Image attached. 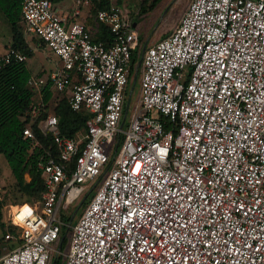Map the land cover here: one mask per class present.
<instances>
[{"label":"built area","instance_id":"1","mask_svg":"<svg viewBox=\"0 0 264 264\" xmlns=\"http://www.w3.org/2000/svg\"><path fill=\"white\" fill-rule=\"evenodd\" d=\"M105 1L97 16L110 43L51 0L22 2L26 33L60 58L29 86L50 80L87 120L85 132L64 136L43 99L31 104L29 121L53 141L42 146L24 129L42 146L45 189L13 213L17 231L6 238L17 245L0 264H52L62 254L65 264H264V0H191L172 32L147 45L134 79L139 33L120 0ZM13 59L27 56L10 47L0 68ZM133 80L140 100L127 118ZM93 186L66 223L62 205ZM65 224L69 246L55 254Z\"/></svg>","mask_w":264,"mask_h":264},{"label":"trees","instance_id":"2","mask_svg":"<svg viewBox=\"0 0 264 264\" xmlns=\"http://www.w3.org/2000/svg\"><path fill=\"white\" fill-rule=\"evenodd\" d=\"M92 3L90 10V21L92 27L86 23V26L93 40L110 43L112 35L109 27L98 19V10L107 7L105 0H90ZM161 0H152L147 5V0H143L138 10V14L143 16L147 10H152ZM23 0H0V9L4 12L8 19L12 30L11 47L16 48L27 56L26 60L19 61L13 59L11 62L3 64L0 68V152L4 153L8 164L12 170V174L16 180V185L19 190L30 201L39 199L42 191L45 189L44 175L37 167V158L43 151L42 146L47 147L53 141L50 135H45L38 127L39 119L31 123L30 106L38 98V92L35 88L29 86L28 80L32 76V71L28 66V59L35 55L34 49L25 37L26 23L22 15ZM122 3V0L119 1ZM137 22L138 20H134ZM168 35V34H167ZM166 35V36H167ZM165 37V36H164ZM34 41L39 46H44L46 43L38 36L34 37ZM163 38V37H162ZM142 39V38H141ZM142 56V45L136 47L132 52V75H136L138 62ZM139 68L138 78L141 74ZM43 75V72L38 76ZM133 83V82H132ZM42 97L45 102V114L53 113L59 118L61 134L64 136H75L78 132L86 131L87 114L81 111L74 110L65 93L52 88V83L49 82L42 89ZM52 110V111H50ZM166 129H173V121L167 115L161 114ZM30 126L36 132V135L41 140L42 146L32 147L31 138L24 135L25 127ZM114 153L110 156V164L113 161ZM29 175V179L27 178ZM93 190L80 207L85 206L94 194ZM82 199L79 200V204ZM28 202V201H27ZM79 204L74 208L79 206ZM2 205L0 201V218H2ZM65 216L67 222L71 221L72 225L77 221L80 213L78 212L74 218V210ZM3 234L0 236V254L2 245H8L10 240L6 238L8 232H16L17 227L11 221H3ZM67 224L62 226L61 237L66 233ZM70 232L63 240L62 249L69 246ZM65 256L59 255L56 264H65Z\"/></svg>","mask_w":264,"mask_h":264},{"label":"rangeland","instance_id":"3","mask_svg":"<svg viewBox=\"0 0 264 264\" xmlns=\"http://www.w3.org/2000/svg\"><path fill=\"white\" fill-rule=\"evenodd\" d=\"M52 1L54 3H57L59 6L71 2V0ZM151 1L152 0H147V5H149ZM166 1L163 2L164 5L168 4L166 8L164 6L165 9L162 8L161 10L157 7H154L152 10H147V12L144 13L143 16H140V14H138L137 12L143 0H127L122 5L124 17L126 19L134 18V20L136 19L139 21V23L136 25V29L139 33V42L141 43L142 47L144 46V43L146 41L148 42V44H151L154 43L156 40L169 34L178 24L187 6L191 2V0H171V2L169 0ZM168 1L170 3H168ZM131 3L134 5V7H131ZM11 35V25L8 19L6 18L4 12L0 9V54L4 53L6 50L9 49H7L6 45L9 44ZM41 61L44 64H47V62L43 59L41 53H37L35 56L28 60L29 67L33 71V73H36L38 69H41ZM140 69V72H142V67H140ZM136 82L137 84L135 90L133 91L132 98L131 93H129L127 97V100L129 99V101L127 102V118L130 117L132 110L138 102L137 97L140 91V82L139 80H137ZM27 178L29 179V175H27ZM87 192L88 190L82 194L81 198H83ZM0 201L3 202L1 209L2 218H0V236H2L3 221H7L11 217H13V213L17 211V209L22 203L30 201L25 195L22 194V192L16 185V180L12 174V170L8 164L5 154L2 152H0ZM78 204L79 203L76 201L70 203L67 207H64L62 205L61 211L65 216H68ZM83 208L84 206L80 207L79 213L82 212ZM14 245L17 244L12 242L9 243L10 247H13ZM7 246L8 245L6 244L2 245L1 253L6 251L5 248ZM54 247L56 249V254L57 252H59L60 241H57ZM67 249L68 246H65L60 252H66Z\"/></svg>","mask_w":264,"mask_h":264},{"label":"crops","instance_id":"4","mask_svg":"<svg viewBox=\"0 0 264 264\" xmlns=\"http://www.w3.org/2000/svg\"><path fill=\"white\" fill-rule=\"evenodd\" d=\"M52 1V0H51ZM127 0H122V3H120V6H121V8H122V10H123V7H122V5L126 2ZM166 0H161L160 2H158V4H157V8L158 9H161L162 10V8H164V6H165V8L167 7V5L168 4H166V5H164L163 4V2H165ZM170 2H171V0H169ZM168 1V3H170ZM53 2V1H52ZM167 2V1H166ZM54 3V2H53ZM68 4V5H67ZM54 5H55V7H57L58 8V11H59V13L62 15V16H64V17H66V18H68L69 20H75V19H77V20H79V21H82V22H84L85 24L87 23L88 25H89V27H92V24H91V21H90V10H91V6H92V3H91V1L89 0V2H86L85 0H71V2L70 3H65V4H63V5H61V6H59L57 3H54ZM131 7H134V5L131 3ZM164 8V9H165ZM139 10V9H138ZM76 12H78V14H76ZM138 12V11H137ZM99 19V18H98ZM133 20V19H132ZM102 22V21H101ZM139 23V22H138ZM136 27V26H135ZM172 32V31H171ZM170 32V33H171ZM169 33V34H170ZM35 36H37V35H35V34H31V33H26V30H25V37H26V39L29 41V43H30V45H31V47L34 49V51H35V55L37 54V53H41V55L43 56V59L47 62V64H44L42 61V66H41V69H38L37 71H36V73H33V71H32V76H37V77H46V76H49V74L52 72V71H54L59 65H60V58L58 57V55L57 54H55L49 47H47L46 46V44L44 45V46H39L35 41H34V37ZM161 39V38H160ZM11 42H12V35H11V38H10V40H9V44L8 45H6V47H7V49L8 48H10L11 47ZM147 45H149V44H147ZM143 48V47H142ZM8 52V50H6L4 53H2V54H0V58L2 57V56H4L6 53ZM34 55V56H35ZM142 57V56H141ZM30 58H32V57H30ZM29 58V59H30ZM28 59V60H29ZM28 66H29V63H28ZM30 68V67H29ZM138 68H140V67H138ZM138 72H139V70H137ZM41 72H43V75H41V76H38V74L39 73H41ZM136 77H138V75L137 76H135V78ZM136 84H137V82L135 81V80H133V83H132V85H131V87H130V89H129V93L132 91V89L134 88V90H135V88H136ZM37 90V89H36ZM37 92H38V98L36 99V100H38V99H43V97H42V90L40 91V90H37ZM140 92V91H139ZM35 100V101H36ZM137 100H140L139 99V93H138V97H137ZM12 218V217H11ZM10 218V219H11ZM9 219V220H10ZM9 220H7V221H9Z\"/></svg>","mask_w":264,"mask_h":264},{"label":"water","instance_id":"5","mask_svg":"<svg viewBox=\"0 0 264 264\" xmlns=\"http://www.w3.org/2000/svg\"><path fill=\"white\" fill-rule=\"evenodd\" d=\"M136 25H137V22H134V26H136ZM147 44H148V42L146 41V42L144 43L143 48H142V53L145 51V49H146V47H147ZM141 64H142V58H140V60H139V62H138V67H141ZM125 116H126V115H125ZM123 121H124V120H123ZM96 184H97V182L95 183V186H96ZM95 186H93V187H92V188L86 193V195L83 197L81 203L79 204V206H78V207L76 208V210L74 211L72 219H73L74 216L77 214V212H78V210H79V207H80L81 204L85 201V199L89 196V194L92 192V190L94 189ZM68 232H69V228H67L66 233L62 236V239H61V241H60V247H59V248L62 247L63 239L65 238V236L67 235ZM55 261H56V260L53 261V264H55Z\"/></svg>","mask_w":264,"mask_h":264},{"label":"flooded vegetation","instance_id":"6","mask_svg":"<svg viewBox=\"0 0 264 264\" xmlns=\"http://www.w3.org/2000/svg\"><path fill=\"white\" fill-rule=\"evenodd\" d=\"M78 212H79V210H78ZM78 212H77V213H78Z\"/></svg>","mask_w":264,"mask_h":264}]
</instances>
